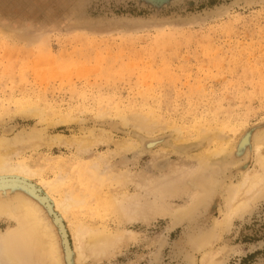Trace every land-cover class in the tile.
I'll return each mask as SVG.
<instances>
[{
	"label": "rangeland",
	"instance_id": "1",
	"mask_svg": "<svg viewBox=\"0 0 264 264\" xmlns=\"http://www.w3.org/2000/svg\"><path fill=\"white\" fill-rule=\"evenodd\" d=\"M263 122L264 0H0V139L32 133L48 142L59 135L91 141L86 152L76 143L24 149L14 161L40 173L1 176L48 205L64 264H204L207 252L209 264H264V187L227 214L229 188L261 169L254 147L236 157V144L249 130L264 141V127L253 129ZM99 132L102 140L92 141ZM163 136L166 142L145 148ZM60 174L62 188L43 187ZM139 176L146 193L153 181L163 184L159 201L174 208L194 203L196 183L218 184L175 225L170 213L131 223L119 199L125 191L137 199ZM65 191L84 199L66 215L55 200ZM10 224L3 215L0 232ZM80 224L135 237L98 259L78 258ZM0 264H7L2 256Z\"/></svg>",
	"mask_w": 264,
	"mask_h": 264
},
{
	"label": "bare ground",
	"instance_id": "2",
	"mask_svg": "<svg viewBox=\"0 0 264 264\" xmlns=\"http://www.w3.org/2000/svg\"><path fill=\"white\" fill-rule=\"evenodd\" d=\"M102 132L101 133L99 132L91 136L90 137L91 140L92 141L102 140V137H103ZM251 134L250 132H247L243 136H241V138H239V141L236 144V147L234 150L235 156L236 157L242 156V152L244 151V149L247 146L251 147L252 145L254 149L256 150V162L260 163L261 169L255 170V171H251V169L250 170L248 169L245 172V175L242 181H240L237 185L229 188L228 196H227V201H228L227 204L229 205L228 206L229 213L227 212V214L231 218L233 214H236V212H238L242 207L246 206L248 198L243 197L244 195H254L256 191L264 187V156H261V151L264 148V141L261 140L262 138H258V137H255V139L251 138ZM108 139L109 138H106V141ZM153 140L155 141V139ZM166 140L167 138L163 136L158 140L156 139V142L147 141L145 148L148 149L159 142L164 143L166 142ZM46 142L49 145L55 142V144L59 143L61 145H71V146L74 145V143H76L77 150H79L80 152H86L87 149H89V145H91L89 144L91 143V141L89 139H86L85 137L82 138V136L67 138L66 136L59 135L52 142L42 141L39 139L38 135L32 134V133H30V135H25V136L20 135L19 137L17 136L15 140H7L4 138L0 139V218L3 215H5V218L7 216V218L13 220L14 222V224H10L5 230L0 232V256L3 257V259L5 260L7 264H51V263L52 264H64V258H65L64 249L62 247L61 237H60V233L58 231V226H57V221L53 219L52 216L50 215V212L47 208L48 205L46 206V204L39 198V196H37L36 194L32 192V190H30L31 188L29 189L28 187L27 189L23 187V185L15 186L10 182L7 183L1 180V176H5L7 174L12 175V176H18V177L19 176H23V177L35 176L36 174H39L40 173L39 169L32 166L30 163L26 161H16L15 162L13 159V156L14 155L19 156L22 150L24 149L26 150L27 148H32L34 146L39 147L45 144ZM128 142H129L127 146L128 148L135 146V143L133 144L132 142L130 144V141ZM124 143H123V147H124V150H126L127 148L125 149L126 145ZM163 148H162L163 151L168 150V149L165 150ZM119 152H121L120 149H119ZM162 153L163 152H161V154ZM151 161H153V159ZM168 164H169V161L166 159H161L158 161V165L161 168H165ZM175 167H178V166H175ZM202 168H199V170ZM186 170L188 171V169ZM126 172L123 173V171H121L120 173H123L122 178H124L123 180L126 181L125 183H128V182H131L130 180L132 178L134 179V177L132 178L129 177L128 175L129 171H128V174H126ZM141 173L143 177L146 176L143 174L144 173L143 171H141ZM162 173H167V172L162 171ZM132 174L134 176V173ZM135 174L137 175V172ZM120 177H121V174H120ZM141 178L142 176L140 177V179L137 178L138 180L136 181V186H137L136 192L137 193L135 194V196L137 197V199H139L138 202L136 201L137 199H134V198H133L134 200L133 199L131 200V196L129 192H126V191L123 192L121 199H119V196L117 197L120 201L119 203L123 211V214L125 215L127 220L130 221L131 223L135 221L142 222V223H147V222L150 223L157 216L170 213L173 219L172 224L175 225L176 222L182 220L183 218L186 217V215H188L191 211L194 210V205H196L195 207L198 206L197 204H194L195 201L197 203V202H200L201 200L203 201V199L205 198H206L205 200H207V197L211 196L210 193L212 192V189L214 191L215 188H217L215 187V185L218 184V181L216 178H214L212 182L210 183L206 181L196 183V185L194 186L190 194L194 203L189 206L187 205L186 207H183V208L180 206H178L179 208H176V207L174 208V206L173 207L170 206L169 203L168 204L164 202L161 203L164 200L159 201L160 199L159 197L161 196L162 198V195L159 196L158 193L161 190L160 189V187H162L161 185L163 184H159L153 181L152 182L153 187H150V191L148 189L149 192L147 191L146 193L145 189L147 188L148 183L145 184V182L143 181L144 178L142 180ZM65 179H66L65 176L60 174V175H56L55 178H49V179L45 178L42 184H43V187H45L49 192H51L52 190H57L60 187L62 188V185L65 182ZM133 179H132V182H134ZM154 180H156V178ZM169 185L167 184L166 187L167 186L170 187ZM173 186L175 185L173 184ZM174 189L176 190L177 187L175 186ZM182 190L181 191L179 190V192H182ZM143 191L147 195L151 193V195L154 197V199L152 198L154 201L153 202L150 201L151 204L154 203L153 205L154 207L152 208V210L146 209L145 204L148 205L149 202L148 203H146L147 201L145 203L142 202L147 199L150 200L149 199L150 196L144 197L145 200L144 198L143 200H141L144 194ZM174 191L172 190L171 193L172 194L175 193V195L178 196V194H176L177 192H174ZM169 192L170 191H168V193L166 194H169ZM186 192L184 193L183 191L182 193L186 194ZM61 197L62 198L55 199L56 205H57V207L56 205L55 207L58 210H60L59 211L60 213H63L64 215L68 213L70 214V211L74 206L78 205L79 202L84 201V199L79 197L78 194L71 193L69 191H65L64 195ZM211 197L209 199H211ZM163 199H164V195H163ZM165 201L168 202V200L166 199ZM170 204H172V202ZM134 233H135L134 231H128V230L119 231L115 233L109 230L107 227L101 228L98 226L80 224L78 225V227L75 229V232H74L75 254L78 258L98 259L99 257L105 256L107 252L110 250V248H112L115 244H121V246L126 245L131 239L135 237ZM209 255H211L210 252L209 253L207 252L206 254H204V257H203L204 264H209L208 262L209 260L206 259L209 257Z\"/></svg>",
	"mask_w": 264,
	"mask_h": 264
},
{
	"label": "water",
	"instance_id": "3",
	"mask_svg": "<svg viewBox=\"0 0 264 264\" xmlns=\"http://www.w3.org/2000/svg\"><path fill=\"white\" fill-rule=\"evenodd\" d=\"M264 127V122L263 123H260V124H258V125H255L254 127H253V129H254V131L255 130H259V129H261V128H263ZM249 131H251L252 132V130H249ZM249 131H247V132H249ZM246 132V133H247ZM253 133V132H252ZM67 246L70 248V244H69V239L67 238Z\"/></svg>",
	"mask_w": 264,
	"mask_h": 264
}]
</instances>
